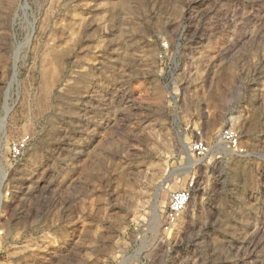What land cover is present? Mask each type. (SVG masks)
Wrapping results in <instances>:
<instances>
[{"label": "rangeland", "instance_id": "obj_1", "mask_svg": "<svg viewBox=\"0 0 264 264\" xmlns=\"http://www.w3.org/2000/svg\"><path fill=\"white\" fill-rule=\"evenodd\" d=\"M4 116L0 264H264V0H0Z\"/></svg>", "mask_w": 264, "mask_h": 264}, {"label": "built area", "instance_id": "obj_2", "mask_svg": "<svg viewBox=\"0 0 264 264\" xmlns=\"http://www.w3.org/2000/svg\"><path fill=\"white\" fill-rule=\"evenodd\" d=\"M27 147L26 140H22L21 142L14 143L11 153L14 161H18L24 155ZM3 183L0 186L3 187ZM6 189L0 188L1 191H5ZM10 192V191H7ZM11 194V192H10ZM191 198V189H182L180 191H176L170 194L169 197V204L165 214V223L166 225H172L176 222L178 217H180L188 205ZM2 201H0V206Z\"/></svg>", "mask_w": 264, "mask_h": 264}, {"label": "bare ground", "instance_id": "obj_3", "mask_svg": "<svg viewBox=\"0 0 264 264\" xmlns=\"http://www.w3.org/2000/svg\"><path fill=\"white\" fill-rule=\"evenodd\" d=\"M5 109V108H4ZM6 109H8V106H7V108ZM8 110H10V109H8ZM7 111V110H6ZM8 115V114H7ZM6 115V116H7ZM4 120H5V116L2 118V120L0 121L1 123H3L4 122ZM0 127H2V125L0 126ZM1 165V164H0ZM1 182H2V180H1ZM1 182H0V184H1ZM9 196H10V193L9 192H6L5 193V191H1L0 192V201H5V199L7 200V199H9ZM3 203V202H2ZM169 204V203H168ZM191 204V202L189 203V205ZM188 205V206H189ZM188 208V207H187ZM185 213V212H184Z\"/></svg>", "mask_w": 264, "mask_h": 264}]
</instances>
